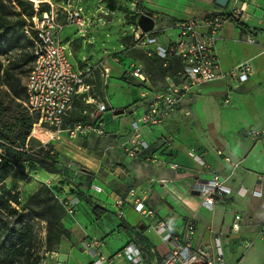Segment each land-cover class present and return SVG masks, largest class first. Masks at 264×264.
<instances>
[{
    "label": "crops",
    "instance_id": "1",
    "mask_svg": "<svg viewBox=\"0 0 264 264\" xmlns=\"http://www.w3.org/2000/svg\"><path fill=\"white\" fill-rule=\"evenodd\" d=\"M132 3L134 8L128 17L136 12L135 23L140 12L152 17L163 45L178 36V23L183 20L226 12L233 6L239 8L240 15L233 18L244 25V31L234 21H225L218 30L213 52L221 71L247 61L250 74L232 91L224 78L199 82L163 123L140 128V138L149 144L150 155L156 158L151 161L128 155L123 149L124 144L129 145L131 115L134 110L138 112V107L144 109V100L134 97L124 104L113 103L115 90L123 86L137 90L143 86L125 72V67L117 65V57L124 56L128 49L122 48L98 59L107 73L101 76L96 72L89 82V91L80 95L88 100L79 96L74 105L89 103L95 108L101 102L106 106L108 112L104 114V110L100 116L107 133L98 136L103 155L97 157L74 148L70 155L90 171L96 172L102 164L108 169L109 176L92 181L102 190L94 192L91 186L88 190L104 212L96 217L89 203L75 197L74 216L66 217L69 223L65 224L70 237L61 241L62 251L58 249L52 256H46L42 264L56 261L91 264L95 257L82 246V242L90 240L100 241L93 249L104 256H112L132 242L141 255L139 261L129 264H156L169 248L155 230L161 220L167 222L168 231L179 243L185 238L187 221L193 220L191 245L205 248L212 258L221 257V264H264V0H226L224 5H218L216 0H133ZM106 12L110 13V8ZM68 41L70 51L75 52L77 45ZM135 51L147 55L148 59L155 58L142 50ZM87 56L82 59L93 64ZM143 69L153 85L148 71L144 66ZM124 74L132 77L137 85L122 79ZM229 90L230 105L223 106L221 100ZM120 109L122 112L117 113ZM90 134L94 133L86 135ZM81 136L84 135L78 137ZM57 175L44 170L35 174L41 182L49 184H53L50 180ZM214 175L227 192L217 196L213 207L208 209L200 204L193 186ZM130 188L135 189L136 196L143 195L151 214L142 216L133 209L130 198H126ZM119 197L128 201L117 205ZM236 214L240 215V226L234 231L231 225ZM112 264L127 262L116 258Z\"/></svg>",
    "mask_w": 264,
    "mask_h": 264
},
{
    "label": "built area",
    "instance_id": "2",
    "mask_svg": "<svg viewBox=\"0 0 264 264\" xmlns=\"http://www.w3.org/2000/svg\"><path fill=\"white\" fill-rule=\"evenodd\" d=\"M68 1L70 0L66 2ZM140 14L145 13L140 12ZM238 15H240V9L233 6L226 12L183 20L178 23V36L165 45L158 40L155 23L150 31L141 30L136 23L132 25V31L125 35L127 42L122 43V48L138 49L148 55H154L163 60L164 67L170 59L176 58L179 59L180 66L174 72L164 74L163 85L160 88H155L150 83L143 66L138 62L131 61L125 67L126 73L142 82L143 86L139 92L145 103L140 114L132 113L131 115L129 145L124 144L123 148L128 155H138L142 150L149 148V144L140 138V128L163 123L169 114L178 108L181 99L192 86L202 81L224 78L232 91L248 79L251 66L247 61L221 71L213 52L220 26ZM57 17V11L38 12L36 10L27 24L32 31L33 44L32 61L24 81L25 107L29 112L36 113L41 122L57 132H65L71 138L89 133L97 136L105 135L106 128L100 116V113L106 109L103 103H96V107L90 112L84 109L83 119L73 120L71 115L75 100L89 91V82L94 79L95 73L104 76L107 68L102 67L99 62L90 65L85 59L80 60L79 64L71 63L70 41L61 40L60 32L67 24H77L81 27L84 21L79 9L65 11L62 22ZM249 41L254 42V39ZM230 90L221 100L223 106L230 105ZM81 96L80 99L88 100V97ZM184 114L187 115L188 112L185 111ZM146 158L151 161L156 159L152 155ZM159 181L163 182L161 179ZM45 184L49 185V183ZM91 187L94 192L99 193L102 190L98 184L92 183ZM193 189L200 197V204L208 209L213 207L217 196L227 192L216 175L208 180L196 182ZM254 193L259 194V192ZM135 194V189L130 188L126 195V198H130L133 209L142 216L151 214L144 204L143 195ZM126 198L119 197L116 204L122 205L123 201H128ZM59 200L66 212L72 215L76 199L61 195ZM239 219V214L234 215L232 230L239 229ZM168 228L164 220L159 221L155 226L161 240L169 246L167 252L156 264H221L223 262L221 257L212 258L205 248L191 245L190 239L195 228L193 220L187 221L185 225L186 235L182 243L172 237ZM99 244V240L82 242V246L95 257L91 264H112L116 258H123L127 264L140 260V249L132 242L124 245L112 256H104L94 251L93 247ZM54 252L46 253L43 263L46 256H52ZM55 264L63 263L56 261Z\"/></svg>",
    "mask_w": 264,
    "mask_h": 264
},
{
    "label": "rangeland",
    "instance_id": "3",
    "mask_svg": "<svg viewBox=\"0 0 264 264\" xmlns=\"http://www.w3.org/2000/svg\"><path fill=\"white\" fill-rule=\"evenodd\" d=\"M132 1L70 0L68 2H56L55 0H0V30L6 29V35L0 46V103L5 108L4 118L11 121L12 117L20 111V107L16 104L17 102L23 108H26L23 85L31 64V58L29 61L27 60L31 57L33 44L32 33L29 27H27V22L31 20L36 10L38 12L44 10L57 11V18L62 22L65 11L79 9L84 21L83 25L81 27L77 24L65 25L60 32V39L63 41L71 40L73 44L77 45L75 52L72 51L69 55L71 63L77 64L78 60L88 54L89 62L94 64L98 59L121 50L122 41H127L124 36L130 33L133 28V24L128 19L130 10L134 8ZM109 8L111 10L108 13L111 16L110 19L97 16L98 13H107L106 11ZM23 20L25 23L21 25ZM87 40L88 43H86ZM135 50L137 49L130 48L126 50L124 56L117 57V65L127 67L129 62L137 61L146 68L153 85L161 86L163 82L161 81L158 69L148 65L149 59L147 55ZM173 67L175 69L178 68L177 65ZM124 75L122 79H127L128 83L137 85L132 77L126 75L124 77ZM115 82L119 83L118 81ZM140 90H136L133 87L128 89L126 86H123L115 90L113 103L124 104L134 99V97L142 99ZM12 91L18 93L19 99L13 96ZM91 105L89 103L75 104L72 109V119H81L83 117L82 110L84 109L87 112L92 111L94 107H90ZM137 109L138 112L133 111L134 115L135 113L140 114L142 112L141 107ZM106 112L108 111L105 110L103 113L105 114ZM33 114L35 115L36 113ZM99 139L100 137L94 134L71 138L65 132H57L54 128L41 122L38 117L37 122L33 124L32 130L25 140V145L37 149L38 145L41 144L46 146V148L53 149L54 153H57L59 161L62 162L58 166L60 171L62 170V173L61 175H57L56 179H51L50 182L60 189L62 196L75 198V193L81 194L82 200L91 205L95 204L96 200L88 194V190L90 189L89 184L94 179L101 180L102 176V179L109 176L108 169L104 168V164H102L96 172L90 171L87 167L73 161L70 154L73 152L72 150L79 149L87 153L88 151L92 152L97 157L98 155L99 157L102 156L103 153L100 149L102 148V143ZM68 165V169H64ZM24 167L23 165L20 169H17L15 176L7 178L4 183V189L10 191L11 196L16 198L17 207H20L23 202L28 200L29 196L41 184H45L35 176L37 171H24ZM29 218L34 224L36 235L33 249L35 252L34 256H37V264H42L45 258L43 241L45 222L40 218L32 216L25 217L24 219L28 220ZM20 219L17 215L8 217L9 222L14 224H17ZM63 222L64 224L69 223L67 218H64ZM59 251H62V249H59Z\"/></svg>",
    "mask_w": 264,
    "mask_h": 264
},
{
    "label": "trees",
    "instance_id": "4",
    "mask_svg": "<svg viewBox=\"0 0 264 264\" xmlns=\"http://www.w3.org/2000/svg\"><path fill=\"white\" fill-rule=\"evenodd\" d=\"M135 16H137L136 12L128 17L129 21H133ZM230 20L234 21L244 31L245 27L238 19L230 18ZM23 23H25L24 20L21 25ZM131 23L134 24L135 22ZM5 35L6 29L0 30V46ZM124 38L127 40L126 36ZM125 42L127 41H122V43ZM30 58L32 61V54L27 61ZM148 61V65L158 69L161 77L167 72L172 73L175 69L174 65L179 67V59L176 58L170 59L166 67L163 66V60L156 56ZM12 94L19 99L17 92L12 91ZM16 104L20 107V111L10 121L4 118L5 108L0 103V264H37V256H34L35 252L33 251L36 241L34 224L30 218L28 220L24 218L32 216L42 219L45 222L44 253L57 251L61 241L70 237V231L63 220L66 217L74 216L76 203L73 214L69 215L59 200L62 195L60 189L55 184H41L29 196L28 200L23 202L20 207H17L16 198L11 196L10 191L4 189L5 180L9 177H14L16 170L23 165L25 166L24 171L36 172L44 170L58 175L62 173V170L60 171L58 168L62 162L59 161L57 153H54L53 149L46 148L40 143L37 149L25 145V140L29 136L33 124L37 122L38 115L29 113L20 103L17 102ZM149 155V148L142 150L138 154L141 158H146ZM67 167L69 165L64 169H68ZM91 184L92 182L89 187ZM74 197L78 201L82 200L81 194L75 193ZM90 206L92 213L96 217L104 212V209L96 204H91ZM11 215H17L19 219L21 218L17 224L9 222L8 217Z\"/></svg>",
    "mask_w": 264,
    "mask_h": 264
},
{
    "label": "water",
    "instance_id": "5",
    "mask_svg": "<svg viewBox=\"0 0 264 264\" xmlns=\"http://www.w3.org/2000/svg\"><path fill=\"white\" fill-rule=\"evenodd\" d=\"M56 2L67 1V0H55ZM226 0H216L218 5H224ZM97 16H100L105 19H110L111 16L108 13H98ZM136 24L143 31H150L154 26V20L152 17L146 14H140L136 19ZM122 110H118L117 113H121ZM197 193V192H196Z\"/></svg>",
    "mask_w": 264,
    "mask_h": 264
}]
</instances>
